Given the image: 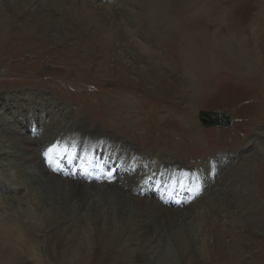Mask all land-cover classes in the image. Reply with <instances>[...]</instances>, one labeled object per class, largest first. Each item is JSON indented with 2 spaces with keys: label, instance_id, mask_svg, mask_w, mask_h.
Here are the masks:
<instances>
[{
  "label": "rangeland",
  "instance_id": "374dc122",
  "mask_svg": "<svg viewBox=\"0 0 264 264\" xmlns=\"http://www.w3.org/2000/svg\"><path fill=\"white\" fill-rule=\"evenodd\" d=\"M190 28L192 37L187 34ZM197 41L205 44L204 55L186 59L184 46ZM127 69L141 75L129 78ZM128 82L160 83L166 89L162 94L146 93ZM28 92L36 99L56 102L71 116L80 107L92 112L100 100L124 94L136 107L130 105L125 114L144 118L139 129L152 126L150 119L157 129L164 112L174 115L178 111L179 118L195 120L205 152L193 151L186 136L179 164L196 169L209 165L213 158L228 156L231 161L221 165L228 195L220 196L231 200L223 203V198H211L207 210L193 213L190 219L196 232L203 237L202 232L210 227L214 236L203 237L205 241L197 248L185 247V230L180 224L179 246L169 238L159 243L139 241L128 236L123 225L116 242L125 260L119 256L116 260H55L53 237L58 233L67 238L70 227L51 218L44 200L38 202V197L35 204L21 199L7 181L0 182L2 204L10 195L15 204L0 212V223L8 214L9 222L16 221L17 211H22L19 222H33L42 229L36 232L39 244L35 250L44 258L0 260V264H264V0H0V119L17 115L14 107H3L5 99ZM160 95L175 97L177 106ZM221 111L232 116L231 125L205 126L199 119L202 114ZM173 121L163 120L171 122L163 130L179 131ZM95 123L103 128L102 121ZM116 132L142 147L125 133ZM0 141L1 156L12 148L1 137ZM186 157L193 161L186 162ZM0 166L6 168L2 171L0 167V180L7 173L13 175L14 168L1 162ZM4 187L7 194L1 192ZM35 187L43 196L47 184L38 182ZM72 223L79 227L85 219L76 214ZM79 228L83 236L85 226Z\"/></svg>",
  "mask_w": 264,
  "mask_h": 264
},
{
  "label": "bare ground",
  "instance_id": "6f19581e",
  "mask_svg": "<svg viewBox=\"0 0 264 264\" xmlns=\"http://www.w3.org/2000/svg\"><path fill=\"white\" fill-rule=\"evenodd\" d=\"M171 22L174 24V21ZM192 31L191 29L187 33L191 37L194 36ZM190 44L191 42H187L183 48L186 59L204 55L202 51L205 44L200 41L194 45ZM240 53L244 56L242 50ZM121 57L126 62V56ZM127 61L134 63L133 60ZM202 64L203 62L200 65ZM126 75L135 78L141 74L127 69ZM128 83L139 86L140 90L146 93L162 94L166 89L160 83ZM158 98L171 100L173 103L170 104L177 106L175 97L160 95ZM102 102H97V107L92 112H85L80 107L81 111L78 110V113L83 114L77 113L76 116H71L70 111L61 109L56 102L36 99L35 95L29 92L13 95L5 99L3 104L4 108L14 107L17 115L0 119L1 140L12 148L1 154L0 162L15 170L13 169L12 176L7 173L0 182L7 181L11 190L19 191L17 195H21V199L30 200L35 204L44 200L47 208L52 211L51 218L70 227L71 235L67 238L55 233L54 249L57 248V251H54L52 258L116 260L119 256L123 260L116 242L119 240L118 228L123 225L125 233L128 236H136L139 241L158 242L162 238H169L178 246L182 239L179 237V224L180 227L183 225L185 247L188 246L189 250L199 247V244L205 241L203 237L211 239V228L206 227L202 237L196 232L195 222L190 218L194 212L207 210L211 198H217L219 201L223 198V203L230 202V196H220L228 195V185H225L223 180L221 167L228 164V156L213 158L207 166L190 169L179 164V154L184 153L182 147L186 146V143H183L186 136L190 139L193 151L205 152L202 136L195 130V120L179 118L178 111L174 115L164 112L159 117L160 124L156 125L157 129L152 127L151 119L152 126L147 125L139 129V122H144V118H138L136 115L133 118L125 114L130 105L135 106L132 99L123 94L111 96ZM112 103H115L114 108ZM23 113L25 117L21 115ZM87 113L91 115L88 116ZM126 117H129V120ZM168 118L176 121L179 131L172 127L169 131L163 130L167 126L166 123H171H162ZM204 118V114L200 115L201 123L212 126L207 125ZM95 121H102L99 124L103 128ZM219 124L221 123L215 126ZM135 125L138 129L134 128ZM142 129L146 130L141 134ZM117 130L131 137L133 141H138L142 147L125 140ZM163 139L169 144H159ZM144 147L152 149L145 150ZM165 147L170 150L161 149ZM189 159L190 157L183 160L193 161ZM0 167L2 171H6L4 166ZM29 167L33 168L32 172ZM206 171L210 173L207 174ZM43 181L47 184V189L41 196L35 184ZM3 191L7 194L9 190L4 187L1 192ZM12 199L14 196L10 195L6 203L2 204L3 201H0V212L15 205L11 202ZM21 212L18 210V215L21 216ZM76 214H81L85 219L82 225L85 226L83 236L79 228L82 226L78 227V222L70 224ZM10 216L8 214L1 217L0 260H44L35 250V246L39 244L36 232L42 231L39 225L33 222L21 223L20 216L14 217L16 221L9 222Z\"/></svg>",
  "mask_w": 264,
  "mask_h": 264
},
{
  "label": "water",
  "instance_id": "95a60500",
  "mask_svg": "<svg viewBox=\"0 0 264 264\" xmlns=\"http://www.w3.org/2000/svg\"><path fill=\"white\" fill-rule=\"evenodd\" d=\"M205 116V120H207V125H216L218 123L221 124H227V125H231L232 121H231V115L227 112H208V114H204ZM203 122V121H202ZM204 123V122H203Z\"/></svg>",
  "mask_w": 264,
  "mask_h": 264
}]
</instances>
